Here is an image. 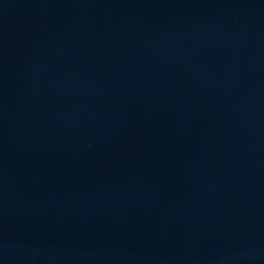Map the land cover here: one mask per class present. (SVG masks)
<instances>
[{"label": "water", "instance_id": "95a60500", "mask_svg": "<svg viewBox=\"0 0 264 264\" xmlns=\"http://www.w3.org/2000/svg\"><path fill=\"white\" fill-rule=\"evenodd\" d=\"M0 264H264V0H0Z\"/></svg>", "mask_w": 264, "mask_h": 264}]
</instances>
